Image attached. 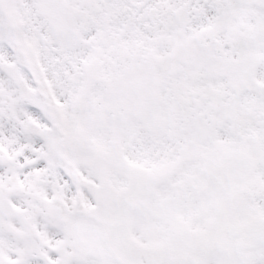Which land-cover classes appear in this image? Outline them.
Listing matches in <instances>:
<instances>
[{"label": "snow or ice", "instance_id": "6c2138e0", "mask_svg": "<svg viewBox=\"0 0 264 264\" xmlns=\"http://www.w3.org/2000/svg\"><path fill=\"white\" fill-rule=\"evenodd\" d=\"M0 264H264V0H0Z\"/></svg>", "mask_w": 264, "mask_h": 264}]
</instances>
